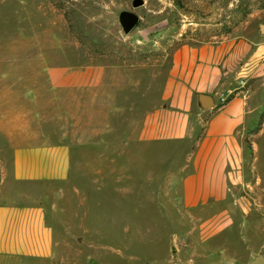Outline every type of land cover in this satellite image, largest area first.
<instances>
[{"label":"rangeland","instance_id":"374dc122","mask_svg":"<svg viewBox=\"0 0 264 264\" xmlns=\"http://www.w3.org/2000/svg\"><path fill=\"white\" fill-rule=\"evenodd\" d=\"M134 1L0 0V121L38 106L50 139L72 147L74 188H65L60 205L56 264L264 258V0H141L133 8ZM125 12L138 17L129 33ZM239 39L261 47L254 77L236 89L249 111L241 182L217 206L186 210L170 178L190 146H143L135 135L159 105L174 50ZM92 65L104 73L97 89L46 85L47 67ZM210 216L217 218L205 223Z\"/></svg>","mask_w":264,"mask_h":264},{"label":"crops","instance_id":"0c3cea01","mask_svg":"<svg viewBox=\"0 0 264 264\" xmlns=\"http://www.w3.org/2000/svg\"><path fill=\"white\" fill-rule=\"evenodd\" d=\"M257 43L180 46L171 54L159 105L142 116L136 143L190 146L170 178L186 210L217 206L241 182V131L249 111L236 89L243 78L254 77ZM103 74L98 65L84 71L47 67L45 80L53 90L97 89ZM37 107L0 121V264H56L63 246L57 223L65 188L73 187L72 147L65 139H50Z\"/></svg>","mask_w":264,"mask_h":264},{"label":"water","instance_id":"95a60500","mask_svg":"<svg viewBox=\"0 0 264 264\" xmlns=\"http://www.w3.org/2000/svg\"><path fill=\"white\" fill-rule=\"evenodd\" d=\"M132 5L133 8H137L142 5V1L135 0ZM137 23H138V17L135 14L131 12L123 13L121 17V25L125 33H129L132 29H134ZM262 31L264 32V29ZM250 264H264V258L256 257Z\"/></svg>","mask_w":264,"mask_h":264},{"label":"built area","instance_id":"2783aa9c","mask_svg":"<svg viewBox=\"0 0 264 264\" xmlns=\"http://www.w3.org/2000/svg\"><path fill=\"white\" fill-rule=\"evenodd\" d=\"M220 97H223V95H220Z\"/></svg>","mask_w":264,"mask_h":264},{"label":"bare ground","instance_id":"6f19581e","mask_svg":"<svg viewBox=\"0 0 264 264\" xmlns=\"http://www.w3.org/2000/svg\"><path fill=\"white\" fill-rule=\"evenodd\" d=\"M264 29V27H262V30Z\"/></svg>","mask_w":264,"mask_h":264}]
</instances>
